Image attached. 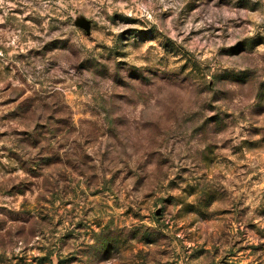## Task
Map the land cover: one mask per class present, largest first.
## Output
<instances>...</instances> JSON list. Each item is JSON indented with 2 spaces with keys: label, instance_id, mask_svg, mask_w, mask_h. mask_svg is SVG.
<instances>
[{
  "label": "clouds",
  "instance_id": "1",
  "mask_svg": "<svg viewBox=\"0 0 264 264\" xmlns=\"http://www.w3.org/2000/svg\"><path fill=\"white\" fill-rule=\"evenodd\" d=\"M262 212L264 0H0V264H264Z\"/></svg>",
  "mask_w": 264,
  "mask_h": 264
},
{
  "label": "rangeland",
  "instance_id": "2",
  "mask_svg": "<svg viewBox=\"0 0 264 264\" xmlns=\"http://www.w3.org/2000/svg\"><path fill=\"white\" fill-rule=\"evenodd\" d=\"M3 103L5 105L10 104V103H14L13 100L9 99V100H5L3 101ZM71 210V209H69ZM262 215H264V212L261 213ZM219 215L224 218L227 219L230 217L231 215V210L230 209H221L219 210ZM195 222H193V224L187 225V227H192L194 225ZM222 224V220H213V219H207L205 221V230L208 232H215L218 230V228L220 227V225ZM250 228H254L255 225H249ZM250 247V246H249ZM221 264H223V258H221Z\"/></svg>",
  "mask_w": 264,
  "mask_h": 264
}]
</instances>
